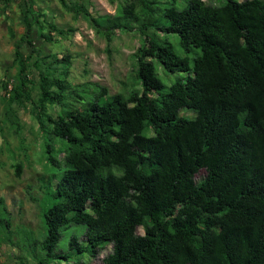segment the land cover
I'll list each match as a JSON object with an SVG mask.
<instances>
[{
    "label": "trees",
    "instance_id": "16d2710c",
    "mask_svg": "<svg viewBox=\"0 0 264 264\" xmlns=\"http://www.w3.org/2000/svg\"><path fill=\"white\" fill-rule=\"evenodd\" d=\"M58 1L108 40L133 25L141 34L153 27L177 35L181 51L166 36L146 35L134 52L138 87L126 94L97 83L75 90L70 55L40 56L32 41L35 22L63 36L69 29L39 21L45 12L25 0L16 70L1 100L16 121L15 106L29 105L62 140L56 155L48 144L49 160L64 164L48 181L56 200L42 212L34 264L68 260L54 248L60 228L72 223L85 225L84 243L76 234L70 239L77 264L109 243L101 264H264V0H184L181 7L169 0L156 7L157 22L155 0H124L113 14L97 16L89 0ZM158 70L184 75L167 85ZM47 106L60 112L53 117ZM13 167L20 176L21 164ZM200 170L205 175L196 181ZM5 214L0 198L2 227Z\"/></svg>",
    "mask_w": 264,
    "mask_h": 264
},
{
    "label": "rangeland",
    "instance_id": "374dc122",
    "mask_svg": "<svg viewBox=\"0 0 264 264\" xmlns=\"http://www.w3.org/2000/svg\"><path fill=\"white\" fill-rule=\"evenodd\" d=\"M124 0H89L88 8L92 15L113 14L117 6ZM152 6L157 9L167 5L169 0H155ZM207 3L218 4L222 0H204ZM36 12H45V18L37 16L39 21L46 19L55 27L69 29L67 35L58 34L48 26L35 22L33 44L40 50L39 55L52 54L61 56L70 55L71 65L68 70V80L75 90L83 88L91 91L93 84L97 83L107 88L109 94L127 93L133 87H138L134 79L137 47L145 42V36L158 34L167 37L178 51V37L175 34H163L153 27L141 34L133 25L132 30H117L111 34L110 40L105 34L95 30L90 21L75 15L73 11L64 9L58 0H32ZM184 0H176L181 7ZM25 0H0V198L6 207L4 217L9 219V225H0V264H34L29 255L42 253V239L44 237V224L42 212L56 199L50 193L48 181L53 175L60 176L64 164H55L48 158V144L55 146L52 155H56L62 146V140L52 135L46 126L31 115L29 105L17 107V121L7 113V102L2 101L3 85L7 82L10 89L12 80L10 76L15 72L13 56L16 43L25 31L22 10ZM157 7V8H156ZM138 8V7H137ZM152 20L161 19L159 9L151 14ZM38 31L50 34L51 39H43ZM24 55L29 54L30 46L22 43ZM162 81L167 85L183 73L159 72ZM36 97V93L34 92ZM60 112L58 106H47V112L53 117ZM12 122L10 121V119ZM14 120V121H13ZM45 123L49 124L45 118ZM51 126H47L48 128ZM63 154L57 157L62 158ZM22 166L20 176L15 174L14 164ZM205 175L200 170L195 176L198 181ZM52 181V180H51ZM84 224H69L60 228V238L55 245V252L68 253V260H55L51 264H77L78 256L70 250V239L76 234L78 240L84 243ZM111 244L96 255H82L84 264H101L102 258L111 251Z\"/></svg>",
    "mask_w": 264,
    "mask_h": 264
}]
</instances>
